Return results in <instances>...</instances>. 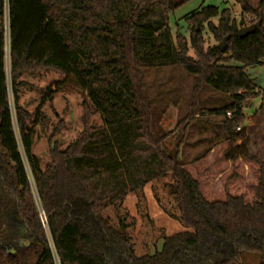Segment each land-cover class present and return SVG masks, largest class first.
<instances>
[{"label": "trees", "instance_id": "trees-1", "mask_svg": "<svg viewBox=\"0 0 264 264\" xmlns=\"http://www.w3.org/2000/svg\"><path fill=\"white\" fill-rule=\"evenodd\" d=\"M189 1L5 0L15 112L0 26V219L7 223L10 215L20 221L25 227L20 235L31 239V247L13 255L0 246V257L10 264H239L249 253L264 264V160L251 154L243 134H236L246 121L244 105L256 97L264 101V90L246 73L247 67L263 65L264 0L256 7L237 0L239 21L230 9L203 7L185 17V35H174L169 16ZM258 21L260 30L239 37L241 28ZM206 31L217 42L229 38L225 52L209 45ZM231 61L242 67L230 66ZM166 67H180L229 98L221 110L211 112L224 118L229 141H241L231 158L257 166L252 203L240 196L209 202L178 152L162 148L169 135L155 119L143 71ZM32 69L64 77L46 95L73 83L86 97L83 131L66 150L55 146L45 171L33 155L34 130L17 97L18 79ZM96 115L99 125L93 121ZM30 175L48 217L49 237L39 220ZM165 177L171 179L169 194L185 231L165 235L161 250L138 256L128 231L129 214L121 213L115 224L106 212H122L129 195Z\"/></svg>", "mask_w": 264, "mask_h": 264}, {"label": "rangeland", "instance_id": "rangeland-1", "mask_svg": "<svg viewBox=\"0 0 264 264\" xmlns=\"http://www.w3.org/2000/svg\"><path fill=\"white\" fill-rule=\"evenodd\" d=\"M258 2L259 0H249V5L256 7ZM208 6L217 7L220 12L230 9L238 21L241 18V5L237 0H191L170 14L172 33L175 35L179 31L185 35V17ZM245 18L248 22L252 19L251 16ZM0 26L4 33L9 99L12 111L15 112L10 83L12 61L9 14L5 0L0 11ZM205 38L211 46H219L223 42L212 39L207 31ZM262 62L263 65L246 68V73L260 90H264V59ZM229 65L242 67L235 61H231ZM63 78L54 70L32 69L23 73L17 81L18 104L22 113L27 116L28 125L34 130L33 155L39 160L42 171L51 163V152L56 145L59 150H66L83 131V103L86 100L83 92L73 83H68L52 95L45 94L49 86H55ZM143 82L155 119L159 120L161 131L169 135L162 148L170 154L178 152L186 170L200 183L203 196L209 202H221L226 201L228 196H240L247 203H252L255 197L253 188L257 184V166L241 158H231V155L237 154L235 147L241 141H229L224 130V118L211 112L221 110L230 102L229 98L197 83L194 77L180 67L144 69ZM244 113L246 121L239 125L236 134H243L249 141L251 154L264 160L262 98H252L244 105ZM35 119L38 120L36 123ZM93 121L101 124L97 115L93 117ZM14 123L19 136L15 116ZM170 182L169 177L153 182L143 191L129 195L122 212H118L116 208L106 212V216L115 224L119 215L129 214L126 220L129 224L128 231L138 256L161 250L165 235L185 231L178 219L176 200L169 194ZM30 185L39 220L48 235V217L31 175ZM7 217V223H2L0 219V246L17 255L21 248L31 247V239L20 235L21 231L25 232L20 221L13 220L10 215ZM0 264L10 262L5 257H0ZM239 264H260V257L244 253Z\"/></svg>", "mask_w": 264, "mask_h": 264}, {"label": "water", "instance_id": "water-1", "mask_svg": "<svg viewBox=\"0 0 264 264\" xmlns=\"http://www.w3.org/2000/svg\"><path fill=\"white\" fill-rule=\"evenodd\" d=\"M262 27V22L261 21H258L252 25H249V26H246V27H243L239 30L238 32V35L240 38H245L251 34H254L256 31L260 30ZM228 37H226L222 44L218 46V49L221 51V52H225L226 48H227V41H228Z\"/></svg>", "mask_w": 264, "mask_h": 264}, {"label": "built area", "instance_id": "built-area-1", "mask_svg": "<svg viewBox=\"0 0 264 264\" xmlns=\"http://www.w3.org/2000/svg\"><path fill=\"white\" fill-rule=\"evenodd\" d=\"M229 116L231 115V114H228ZM239 129V128H238Z\"/></svg>", "mask_w": 264, "mask_h": 264}]
</instances>
